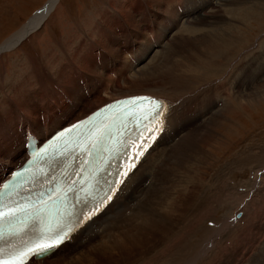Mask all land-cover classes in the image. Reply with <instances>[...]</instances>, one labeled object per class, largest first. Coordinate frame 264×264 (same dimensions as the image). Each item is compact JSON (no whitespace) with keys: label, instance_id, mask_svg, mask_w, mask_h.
I'll use <instances>...</instances> for the list:
<instances>
[{"label":"bare ground","instance_id":"bare-ground-1","mask_svg":"<svg viewBox=\"0 0 264 264\" xmlns=\"http://www.w3.org/2000/svg\"><path fill=\"white\" fill-rule=\"evenodd\" d=\"M56 1L48 0L23 28L13 35L11 34L12 36L0 45V54L17 46L20 42H18V39L36 28ZM225 1L219 0L217 5L216 0H128L125 1L126 3L120 2V5L129 7L128 10L125 7L119 8L118 11L122 15L113 11L114 7L112 8V5L108 4L106 8L108 12H111L107 15L110 18V20L107 18L108 22H103V20L100 22L102 19L101 10L105 15L107 10H104L106 8L101 9V13L99 10L94 11L97 15L92 16L90 19L92 23H95V28L93 30L90 28L92 35H85L82 39L83 44H75L72 47L74 49L73 53L60 50L61 58H59V61H64L63 66L58 63L56 68L54 64L50 73L49 69L46 67V69L41 68L33 58L28 59L33 82L30 84L28 81L29 84L27 88L25 87L26 89L23 88L24 82L19 79H16V87L15 85L6 86L5 89L0 87V176L4 168L14 167L18 164L17 161L24 158L23 144L27 131L32 132L38 139H41L54 128L84 115L93 107L114 97L132 93L155 94L166 101L161 132L108 204L96 217L72 232L71 238L75 237L73 240L80 244L81 240L79 241L76 235L85 236L94 226L96 228L93 232L96 233L100 229L97 231L100 235L108 233L111 228L119 227L120 230L124 231L125 236H120L122 231L114 233L112 240H110L111 248H114L123 238L126 241L132 237L133 232L131 231L133 229L140 230L150 222L153 223V220L154 223L163 226L167 219L172 218L173 214L179 209L176 201L179 199L182 201L193 192L195 202L193 208L189 209L191 212L187 215L182 226L171 234L170 242L167 239L169 244L162 245L163 248L161 247L154 254L152 253L145 263L141 264H226L229 262L223 257L222 252L228 248L236 247L241 239L247 244L246 250L250 257L242 261L232 260V264H264V249L256 255L252 251L254 246L255 248L258 247L256 239L261 236L260 232L263 225L261 223L257 225L254 221L250 222L249 226L242 224L251 221L253 218V216H247L248 213L245 208L247 203L250 202L257 185H252L253 183L247 178L241 181L240 186L242 188L240 187L239 190L235 187L238 180H236V177L233 178L234 175L229 178L225 173L226 177L219 178V174L217 175L218 170H214V174L217 175L215 181H211L210 178L206 182L207 184H204L200 177V164L206 153L202 152V148H199V141L203 139L198 136L207 129L205 123H209L221 109V106L218 108L217 104L213 102L217 103L221 100L222 93L225 90L229 93V86L237 94L233 97V100L236 98V103L233 105L235 109L241 108V110L246 111L257 100L255 96L264 97V91L255 93L250 91L259 79V76H256L257 73L264 72V59L263 62L259 63L262 64L259 69L253 67L252 61L248 62L247 60V63H244L245 58L240 59L222 79L223 70L234 59L238 58L239 54L236 53L243 51L245 46V44L244 46L240 45L241 47L236 50L238 43L245 38V35L239 30L240 27L243 25L252 26L263 14V12L255 11L254 4L249 5L247 10L244 8L245 11L241 13L232 7L230 12L227 10L228 13H226L230 15L227 16L229 20L217 25L225 16L224 13L221 14L220 8ZM215 4L216 6L213 7ZM218 6L220 9H218ZM258 7L259 5L255 6V8ZM114 14L118 16H114ZM160 16H162V19L159 18ZM247 19L250 20H248V23L245 22ZM179 20L184 21L183 24H180L185 30H192V28L195 30L186 31L180 35H174V33L170 37V31ZM110 21L114 32L117 34L116 40L108 39L105 36V32H112ZM209 23H211L210 25H216H213L212 28L205 27ZM100 24L106 29H100L93 40V33ZM142 30H148L149 34L153 36L152 40L155 39L159 42L158 47L160 48L154 54L149 66H144L142 70L139 69L135 71L134 75L129 76L126 71L131 62L127 58L128 56L121 55V51H132L131 54L136 53L137 57L149 52L151 50L149 45L151 46L152 41L149 36L142 34ZM237 33H240V35L238 36ZM197 40H201L200 48H196L195 41ZM162 41H165L164 46L160 45ZM178 41H182L183 44L187 43L191 52L182 55L180 60L176 59V62H171L172 56L163 49H171ZM181 43L178 44L181 45ZM81 45L85 46L84 49L80 48ZM203 49H207L205 53L202 52ZM81 50H83L82 53ZM88 50L92 57L89 55ZM105 50L109 54H106ZM233 50L236 51L233 52ZM253 53L247 54L246 58L253 55ZM136 55L134 54L135 57ZM172 55L179 56L177 53H172ZM240 63L245 64V69L240 66ZM107 64L109 67H107ZM159 67L160 69L157 71ZM114 68L117 69V79L111 75ZM51 76L53 78H50ZM56 79L60 81V84L57 83ZM18 81L19 84H17ZM211 81L219 82L215 86L209 87L208 82ZM19 85L23 90H19ZM219 88L223 89L220 90ZM198 92H202V95L199 96ZM86 93H89L88 97ZM25 94H30L32 98L36 96L37 100L34 99L33 102L22 98ZM41 102L42 105H45L39 106ZM51 104L56 107V111L51 112L52 108L45 107ZM5 109L8 110V114L5 113ZM199 119H205V121H201L202 124L197 127ZM233 124H230L231 126L228 128L230 133H232ZM17 125H19V131L21 132L17 131ZM175 138L176 140L173 141ZM156 143L161 145L156 148L158 152L154 153L150 167H147L149 163L144 166L147 162V154L152 153H150V150ZM196 154H199V156L196 157L197 160L194 163L195 165L193 164L194 166L185 164L186 161L184 162V160ZM182 159L183 162H180ZM228 165L234 166L233 163H228ZM233 171L236 172V169ZM165 173L171 177L166 178ZM173 177L177 178L178 183L181 182V185H184L185 190L181 187L182 190L177 189L172 194L171 188L167 192L164 187L162 196L165 199L162 202L158 201L159 204L157 205V193L161 192V188L156 183L157 180L168 179L171 182ZM148 178L150 179L146 184ZM228 178L236 180V182H232V184ZM226 183H230L227 188L225 187ZM144 184L146 187L142 188ZM200 185L203 188L197 191L201 187ZM217 191L221 194L225 193L222 203L219 201L220 197L215 195ZM109 207H111L109 213L105 214ZM125 211H128V215L125 214ZM236 212H239L238 216H236ZM246 216L247 218H245ZM134 217L136 218L134 219ZM123 218L125 219L119 222ZM221 218H224L225 222L218 226L217 222ZM207 222L210 223L207 224ZM121 226L124 227L121 228ZM229 235H231V238L240 236L241 239L229 243V246L225 243ZM231 238L229 237V239ZM106 239H103L106 241L104 244L107 243L108 246L109 240ZM65 245L66 242L63 241L50 254L38 259L28 260L26 264H60L61 262L67 264L70 261L68 258L50 261L54 260L53 258L50 259L51 255Z\"/></svg>","mask_w":264,"mask_h":264},{"label":"rangeland","instance_id":"rangeland-1","mask_svg":"<svg viewBox=\"0 0 264 264\" xmlns=\"http://www.w3.org/2000/svg\"><path fill=\"white\" fill-rule=\"evenodd\" d=\"M122 1L125 2L128 0H57L56 2H54V5L51 6L52 9L50 7L49 11L46 13V16L43 17L41 23H39L36 28L32 29L23 39H21L19 44H17V46H15L12 49L5 50L3 53L0 54V87L2 88L4 87L3 89H5L6 86H12V85H15L16 87V79H19L22 80V82H24L23 88L26 89L29 84L28 81L30 82V84L33 82L31 78L32 73H31L30 61L28 60L30 58H33L35 61H37L38 65L41 68L46 67L47 69H49L50 73H51V67L54 66V64L56 68L58 63L61 66H63L64 61L63 62L59 61L60 60L59 58H61L60 50H67L69 51V53H73L74 49L72 47L75 44H81L82 39H84L83 37L85 35L87 36L92 35V33L90 32V28L91 30H93L95 28V23H92L90 19L92 16L97 15L94 13V11L99 10L100 12L101 9H105L106 6L110 4L112 5V8L114 7L113 11L122 15L121 12L118 11L119 8L125 7V9L127 10L129 9V7H127L126 5L125 6H123L122 4H121L122 6L120 5V2ZM47 2L48 0H0V45H2L7 38H9L10 36L18 32L21 28H23L24 25L30 19H32L35 16V14L39 12ZM217 2L219 3V0H216V3ZM253 4L255 11L263 12V14L262 15L260 14L261 17L258 18V21L253 23L252 26L243 25L240 27L239 30L241 33H243V35H245L244 36L245 38L242 42L238 43V47L236 48V50L239 49L241 46H244V44L245 46L243 47V51H241L240 53H236L239 54L238 58L234 59L231 62V64L223 70L222 79L224 75H226L233 69V66H235L236 62L238 63L239 62L238 60L240 59L243 60L245 58L244 63H247V60L248 62L252 61L253 67L255 69H259V66L262 67V64L259 63L263 62L264 59V6H262L264 5V0H226L225 3L223 2L222 5L220 6L222 11L221 14L223 15L224 13L225 16L218 22L217 25H221L223 22L229 20L227 16L230 15L229 14L227 15L226 13L230 12V9L232 7L235 8L234 10H237V12L240 11L241 13L242 11L247 10L249 8V5H253ZM257 5H259V7L255 8V6ZM215 6L216 4L213 7ZM220 8L218 6V9ZM244 8L245 10H243ZM106 10L107 8L104 11ZM101 12H102V19L100 20V22L102 20L103 22H108L107 18L109 20L110 18L107 15L111 14V12H108L107 10L105 12V15L103 13V10H101ZM114 16H118V15L114 14ZM159 18L162 19V16H160ZM251 18L252 17L250 16V19ZM248 20L249 19L245 20V22L248 23L250 21ZM182 22L184 21L179 20V22L176 23V26L170 31L171 34L170 37L174 33H175L174 35H180V34H184L186 31L191 32L195 30L193 28L192 30L191 29L185 30V28H183L181 25L183 24ZM110 24L112 27V32H105V36L108 39L116 40L117 34L114 32L111 21ZM210 24L211 23H209L205 27L212 28L213 25H216V24H212V25ZM104 28L106 29V27L100 24L98 29L95 30V32L93 33L92 39L94 40L95 34H97L100 29H104ZM194 28H198V27H194ZM149 33L150 32H148V30H142V34L149 36L150 40L152 41L151 46L149 45V47H151V50H149V52H145V54L137 57L136 53L131 54L132 51H128V50L127 53L126 51L121 49L122 50L121 52L122 53L124 52L123 54L121 53V55H125L126 57L128 56L127 58L131 62V64L129 65L126 71V73L127 72L129 73V76L134 75L135 71L139 69L142 70L144 66H149L151 59L154 57V54H156V51L160 48L158 47L159 42L155 39L152 40L153 36H151L152 34ZM237 35L239 36L240 33H237ZM131 42L132 44H134L133 41ZM164 42L165 41L160 42V45L164 46L163 45ZM181 42L182 41H178L179 44ZM178 43H175L171 49H167V48L163 49V51L165 50V52H168L172 56V59L170 60L171 62L172 61L176 62L175 61L176 59L180 60L182 55H187V53L191 52V50H189L190 49L189 46H187V43L183 44L182 42L181 45H179ZM195 43H196L195 44L196 48L201 47V40H197L195 41ZM84 47H85L84 45L80 46L81 49H84ZM206 50L207 49H203L202 52L205 53ZM236 50H233V52H235ZM82 51L83 50H81V53ZM106 52L107 51L105 50V53ZM252 52H254L253 53L254 56L251 55L250 57L246 58L247 54ZM88 53L92 57L89 50ZM172 53H177L179 54V56H173ZM106 54L109 53L107 52ZM134 54L136 55V57L134 56ZM240 54L242 57L240 56ZM244 63H240V66H242L243 69H245L246 67ZM166 64L168 65V63ZM107 67H109L108 64ZM160 67L157 68V71H159ZM111 75H113V78L117 79L116 75L118 74L116 68L113 69ZM235 75L238 76L237 74ZM256 76H259V79L255 82V85L251 88L250 91L252 93L264 91L262 90L264 89V72H260L259 74L257 73ZM50 78H53V76H51ZM56 81L58 84H60V81L58 79H56ZM218 82L219 81H217V83ZM19 83L20 82L18 81L17 84ZM25 83L27 84V86ZM217 83L211 81L208 82L209 84L208 86L209 87L215 86ZM23 88L20 87L19 90H23ZM229 88H230V90L228 91L229 93H227L226 90L224 92L222 91L223 92L222 99L219 100L217 103L215 101L213 102L214 104H217L218 108L221 106L220 107L221 109L212 118V120H210L209 122L210 124L205 123V128H207L208 130L207 129L204 130L203 133L199 134L200 136H198L199 138L203 139L199 141V148L200 149L202 148L201 149L202 152L206 153L202 158V163L204 165L202 163L200 164V169H201L200 177L202 178L204 184H207L206 182H208L210 178L211 181L212 180L215 181L217 178L216 176L218 174L220 176L219 178H221L222 176L224 177L227 176L229 178H232L234 175L233 178L236 177L237 178L236 180H238L237 181L238 184H235V187L238 188L239 190L240 187L242 188V186H240V184H242L241 181L246 180L247 178L253 183L252 185H257L256 188L254 189V192L252 193L250 202L247 203L245 208V211H247L248 213L247 216L248 217L253 216V218L251 221L247 223H242L243 225L249 226L254 221L257 223V225L258 223H261L263 225L260 232L261 236H258V238L256 239L258 242V243L256 242L257 243L256 245L258 247L255 248L254 246V249L252 250L254 255H256V254H260L261 251L264 249V97L261 98V96L258 95L255 96V99L257 100L254 101L252 106H250V108H248L246 111L241 110V108L235 109L233 105H235L234 103H236V98H234L233 100V97H235L237 94L234 93V90H232L230 86ZM219 89L221 90L223 88H219ZM197 94L201 96L202 92H198ZM86 95L88 97L89 93H86ZM33 97L34 98H32L30 94H25L22 96V98L29 99L34 102L35 100H37V97L36 96ZM39 104H40L39 106L45 105V104L42 105V102ZM45 107L52 108L51 112L57 110L53 104ZM193 111L195 112V110ZM177 112L179 113V111ZM5 113L8 114L7 109H5ZM228 120L230 121L228 122ZM201 121L203 122L205 121V119H199L197 127L200 126V124H202ZM230 124H233L232 126L233 130H231L232 133L228 131V128L231 126ZM17 129L18 132H21L19 131L20 130L19 125H17ZM227 135H229L230 137ZM175 140L176 138L173 141ZM159 145H160L159 143H156L155 146L150 150V153L151 152L152 153L150 155L149 153L147 154L148 158H146L147 162L145 163L144 166H146L149 163L147 167H150V163H152L153 160V155L154 153L156 154L158 152L156 148ZM165 147H169V146H165ZM197 156H199V154L188 157L187 160H184V162L186 161L185 164H187L188 166H194L195 165L194 163L197 160L196 158ZM180 162H183V159L180 160ZM228 163L230 164L233 163L235 167L234 166L231 167V165H228ZM227 169L229 170L227 171ZM235 169L237 173L233 171ZM214 170L215 171L218 170L217 175L214 174ZM225 173H227L226 176ZM164 176L166 178L171 177L166 173L164 174ZM149 179L150 178L147 179L146 184H148ZM167 180L168 179H165L163 181L157 180L156 182L161 188L160 189L161 192L157 193V200H156L157 205L159 204V202H162L165 199L162 196V191L164 187H165V191L167 192L170 190L169 188H171L172 194H174L177 189H181V187L183 190H185L183 188L184 185L183 184L181 185V182L180 183L177 182L178 181L177 178L173 177L171 179V182ZM236 180L229 179V182L235 183ZM230 183H226L225 187L227 188ZM144 187H146L145 184L142 186V188ZM172 187L174 188L172 189ZM201 188L203 187L201 186L199 189H197V191H199ZM218 193L219 191H217L215 195H217L216 197H220L219 201L222 203L224 200L225 193L223 194L221 193L218 194ZM188 196L189 197L184 198L182 201L181 199L176 201L178 202L179 209L173 214L172 218L169 217L167 219L166 223L163 226L154 223L153 220V223L150 222L148 225H145L140 230L133 229L131 231L133 232L132 237H130L126 241L123 238L121 242H119L117 246L114 248L113 247L111 248V241H110L112 240L114 233H118L119 231H122V233H120L121 234L120 236H125L124 231L120 230L119 227L118 228L115 227L113 229L111 228V230L108 233L104 232L105 234L104 235L101 234L102 235L101 236L97 232L100 229L97 228L98 230L96 231V233L93 232L96 228L94 226L90 232H87V234L85 235L86 238L84 235H78V234L76 235V237L78 236L77 238H79V241L81 240L80 244L73 240L75 239V237L72 238L71 240L66 241L67 246L65 245L59 248L56 253L51 255L50 259L53 258L54 260H50V261L68 258L70 260L68 262L69 264H139V263L141 264L143 262L145 263L146 259L149 258V256L152 255V253L154 254V252L161 249L162 245L166 246L167 244H169L171 234L182 226L187 215L190 214L191 211L189 209L191 207L193 208V203L195 202V199L193 198L194 193L191 192V195ZM110 209L111 207L108 208L105 214H108ZM125 214L128 215V211H125ZM247 216L245 218H247ZM135 218L136 217H134V219ZM124 219L125 218L119 220V222H122ZM138 220L141 221V219L139 218ZM224 222L225 219L221 218V220H218L217 225L220 226L221 223L223 224ZM170 223L171 225L169 226ZM208 223L210 222H207V224ZM123 227L124 226H121V228ZM232 232L235 233L234 231ZM229 237L231 238V235H229L225 240V243L227 245H229V243L230 244L233 243L235 240L238 241L239 239H241L240 236H234L231 239H229ZM104 238L105 239L107 238L106 240H109L108 246L107 243L104 244L106 242L105 240H103ZM167 239L169 242L167 241ZM240 241L241 242L236 247L228 248L226 251L222 252L223 257L229 262L226 264H232V262L235 260L237 261L246 260L250 257V255L247 254V250H246L247 244L242 239ZM60 255L63 256L61 258H58ZM60 264H63V262H61Z\"/></svg>","mask_w":264,"mask_h":264},{"label":"snow or ice","instance_id":"snow-or-ice-1","mask_svg":"<svg viewBox=\"0 0 264 264\" xmlns=\"http://www.w3.org/2000/svg\"><path fill=\"white\" fill-rule=\"evenodd\" d=\"M119 105H124V112L126 116H131L132 121L139 126L142 120L154 121L158 117L162 116L164 113L162 109L166 108V105L162 101H159L152 97H132L129 101H117ZM147 103L150 105L148 109H144L143 105ZM111 107V106H109ZM126 127V125H125ZM111 138V130L101 131L97 139L92 143L91 149H85L84 151L88 152V155H92V150H97L100 152L109 151V152H118L117 149H109L105 144V141ZM124 144L123 141H121ZM124 147H127V144H124ZM142 155V153H140ZM83 163H88L84 161ZM135 167V164L131 166ZM131 170V169H129ZM83 171V168H81ZM103 172V168H97L93 173L92 177H84L79 181L72 179L71 175H67V180H57V177L53 176L51 180L47 181L49 185L55 181L54 187H48L46 192H38L37 202L43 205H47L50 209H55L54 212L50 214L56 220L55 226H50L47 232L33 230L32 235L29 237L28 241L23 242L21 247L25 246L27 243L32 242L37 239H48L54 240L55 243L46 244L42 247H38L35 250H29L24 252L21 250V247L9 246L11 241L9 237L15 235V232L12 230H5L4 225L7 224L9 229H12L16 223L25 224L27 220L34 217H38L43 209H37L33 206L32 211H29L27 208L23 207L16 201H8L6 197L0 198V264H26L25 258L38 259L47 255L54 248L59 247V245L68 237L69 232L72 230V220L74 218V212L76 215H80V211L76 209V204L83 203L85 206L89 203V197L93 200V191L95 185L92 183L96 179V175ZM119 175V173H117ZM79 175V173H76ZM126 176L127 173H124ZM98 183V180L96 181ZM67 184V187H64V184ZM79 187H76L77 185ZM87 184V187L83 186ZM111 191H115V188H110ZM76 193L75 204L72 205V209H67L68 201L71 199L68 196V193ZM84 193L83 197L79 196V193ZM103 199V197H101ZM111 199V196L104 199V203H107V200ZM15 207H12V205ZM63 207L66 209L64 212H60V208ZM91 219V216L88 217ZM81 223L83 221H80ZM77 226H79L77 224Z\"/></svg>","mask_w":264,"mask_h":264},{"label":"water","instance_id":"water-1","mask_svg":"<svg viewBox=\"0 0 264 264\" xmlns=\"http://www.w3.org/2000/svg\"><path fill=\"white\" fill-rule=\"evenodd\" d=\"M37 11V10H36ZM30 32V31H29ZM29 32H27L23 37H21V38H19L18 39V42L21 40V39H23Z\"/></svg>","mask_w":264,"mask_h":264}]
</instances>
